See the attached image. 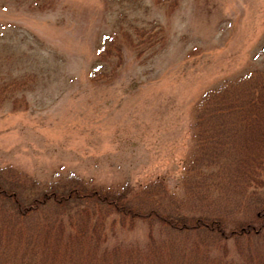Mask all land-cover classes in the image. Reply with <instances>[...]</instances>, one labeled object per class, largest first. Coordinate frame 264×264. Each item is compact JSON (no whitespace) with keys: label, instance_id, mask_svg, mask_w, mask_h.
I'll return each mask as SVG.
<instances>
[{"label":"rangeland","instance_id":"374dc122","mask_svg":"<svg viewBox=\"0 0 264 264\" xmlns=\"http://www.w3.org/2000/svg\"><path fill=\"white\" fill-rule=\"evenodd\" d=\"M263 63L264 0H0V170L28 186L73 176L112 189L155 185L142 197L233 228L253 219L264 172L262 187L247 189L223 167L227 182L217 173L203 180L194 161L207 134L195 123L205 92L245 82ZM205 164L202 172L218 163ZM146 232L137 223L125 246H147ZM26 233L0 232V264H70L69 254L91 264L62 237ZM168 234L154 238L164 264L170 255L185 264L262 255L254 243L205 247L193 231Z\"/></svg>","mask_w":264,"mask_h":264},{"label":"trees","instance_id":"16d2710c","mask_svg":"<svg viewBox=\"0 0 264 264\" xmlns=\"http://www.w3.org/2000/svg\"><path fill=\"white\" fill-rule=\"evenodd\" d=\"M244 81L235 82L233 86L223 84L205 92L199 103L195 126L198 133L207 134V140L202 141L203 145L200 143L204 157L193 161L197 165L194 167L195 171L204 176L203 180L207 177L213 181L217 176L214 173L223 175L225 179L224 170L220 169L223 167L228 169L230 177L234 179L238 178L235 175L239 173L241 183L247 189L251 182L261 186L259 174L264 172V121H261L264 94L258 90L264 89V63L262 68L254 69ZM251 86L257 89L252 91ZM234 91L241 92V95L237 93L235 96ZM252 92L256 94L254 98L250 97ZM250 123L251 128L260 133L255 139L247 125ZM211 127L214 132L210 134L207 128L211 132ZM216 145L223 148L216 155L211 154L210 149ZM205 161L210 164L217 161L215 170L202 172L200 169L206 166ZM190 166L191 164L187 165V170ZM16 178L12 171L0 170V232L18 235L25 231L23 233L27 232L26 235L29 236L40 231H45L48 235L54 234V241L60 242L58 239L62 237L63 246L72 247L76 253L85 255L91 264H164V260L158 257L161 253L154 249V238L164 233H171L168 234L171 236L173 233L187 234L192 231L202 241H198V244L205 247L206 241L208 244H224L233 239L239 249V242L245 241L251 251V247H254L251 243H254L262 251V255H257V260L249 251L250 253H245L243 264H264V197L261 195L254 196L257 208L253 219L227 229L223 218L208 217L203 213L198 216L180 213L178 209L171 210L142 197V192L148 194L147 191L152 188L154 191L158 190L155 185L138 190L128 186L112 189L96 186L73 176L44 186L36 183L28 186L17 183L14 180ZM139 222L146 225L148 247L136 245L135 249L128 248L123 235L133 230ZM31 239L26 240L27 250L30 246L34 248ZM122 247L130 253L122 256ZM131 253L135 257H131ZM183 257V254L178 259L177 256L170 255L166 264H185ZM195 257L201 259L196 254ZM66 259L73 263L78 261L70 254ZM206 260L201 263L205 264ZM209 264L225 263L222 260L215 263L211 259Z\"/></svg>","mask_w":264,"mask_h":264}]
</instances>
